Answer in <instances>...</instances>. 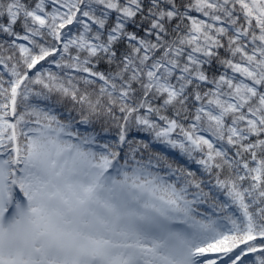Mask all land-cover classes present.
<instances>
[{"label":"snow or ice","instance_id":"snow-or-ice-1","mask_svg":"<svg viewBox=\"0 0 264 264\" xmlns=\"http://www.w3.org/2000/svg\"><path fill=\"white\" fill-rule=\"evenodd\" d=\"M0 264H264V0H0Z\"/></svg>","mask_w":264,"mask_h":264},{"label":"trees","instance_id":"trees-1","mask_svg":"<svg viewBox=\"0 0 264 264\" xmlns=\"http://www.w3.org/2000/svg\"><path fill=\"white\" fill-rule=\"evenodd\" d=\"M193 168H195V166H192Z\"/></svg>","mask_w":264,"mask_h":264},{"label":"rangeland","instance_id":"rangeland-1","mask_svg":"<svg viewBox=\"0 0 264 264\" xmlns=\"http://www.w3.org/2000/svg\"><path fill=\"white\" fill-rule=\"evenodd\" d=\"M193 166H195V165H193ZM196 167V166H195Z\"/></svg>","mask_w":264,"mask_h":264}]
</instances>
